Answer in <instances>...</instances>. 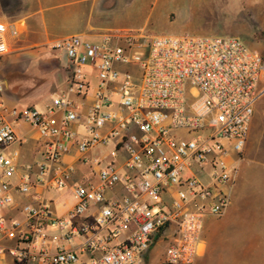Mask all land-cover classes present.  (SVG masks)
<instances>
[{"label":"built area","instance_id":"obj_1","mask_svg":"<svg viewBox=\"0 0 264 264\" xmlns=\"http://www.w3.org/2000/svg\"><path fill=\"white\" fill-rule=\"evenodd\" d=\"M19 34L16 23L0 22V59L11 53L9 38ZM54 49L68 58L67 89L53 97L48 112L7 106L0 82V176L8 179L17 169L19 153L5 152L19 141L17 123L30 125L48 141L41 174L54 172L56 189L66 188L75 170L64 164L73 146L84 161L99 147L114 145L113 158L126 149L127 172L122 175L113 160L99 171L98 186L73 187L77 204L67 218L53 216L47 207L26 206L29 230L0 217V234L29 245L40 241L44 248L48 227L61 231L63 241L83 233L89 236L81 252L92 253L100 248L96 231L106 232V243L127 233L121 244L102 247L101 257L90 264H146L145 255L159 239L167 242L162 264H194L203 249L206 221L222 218L230 207L237 168L228 159L231 153L240 156L247 145L264 95V56L236 36L152 35L144 30L105 34L99 42L71 36ZM89 99L91 108L83 117L79 107ZM83 119L87 136L80 138L76 127ZM117 185L126 195L107 198ZM10 189L8 182L2 184L0 209L13 204ZM17 191L30 193L29 175ZM92 204L100 205L99 212L80 229L77 219ZM5 252L0 247V256ZM7 252L21 261H79V253L64 248L54 254L47 249L39 255Z\"/></svg>","mask_w":264,"mask_h":264},{"label":"crops","instance_id":"obj_2","mask_svg":"<svg viewBox=\"0 0 264 264\" xmlns=\"http://www.w3.org/2000/svg\"><path fill=\"white\" fill-rule=\"evenodd\" d=\"M248 9L258 26L264 31V0H248ZM43 0H0V22L16 23L20 34L18 38H9L11 53L0 59V82L3 85L1 101L9 107L25 109L34 107L46 113L51 106L53 97L60 95L67 89L68 58L64 51L56 50L54 47L64 39L81 35L93 42H99L105 34L91 25H81L73 33L61 34L56 29H61L59 18L48 19L42 16ZM115 4L110 1L109 5ZM204 29V28H203ZM188 30H193L188 27ZM206 34H225L228 29H204ZM65 56L66 65H62L59 57ZM78 102H80L78 100ZM92 104L89 99L86 107H79L83 117H86ZM37 106L40 107L37 108ZM264 107H256L250 125V133L244 152L238 156L231 153L229 162L237 168V178L233 187L230 188L231 204L221 222L223 231H215V220L209 218L204 226V245L197 263L203 260L205 254L215 253L223 244L233 245L231 241L242 238L245 232L255 233L257 238L264 239V151L262 146L256 144L251 138L253 127L260 120ZM86 121L76 127L80 138L87 136ZM15 131L19 141L6 149L8 155L14 151L19 153L16 159L17 169L15 174L4 179L0 176V195L2 184L8 182L11 186L9 194L13 197L12 205L0 209V217L4 218L8 225L17 222L23 231H28L32 221L23 208L30 206L40 209L47 207L53 216L67 218L75 208L77 201L73 195V187L76 184H87L98 186L99 171L113 160L117 163L120 173L124 175L127 170L125 162L128 158L126 149H120L117 156L113 158L114 145L99 147L86 156V161L73 146L64 158L66 166L74 167V172L67 181V187L56 189L53 178L54 172L41 174V165L44 164L43 153L48 143L38 131L25 123H17ZM131 133L141 136V133L131 129ZM97 163H94V162ZM256 161V162H254ZM258 164L255 165V164ZM99 164V165H98ZM30 176L31 191L22 194L17 187L22 184L24 176ZM69 195L72 202L66 200L61 209L57 208L56 201L59 197ZM126 195L122 185H117L113 190L106 193L109 199H119ZM165 198V197H163ZM100 205L92 204L84 215L77 219V225L81 229L84 225H91L98 214ZM105 231H96L95 238L99 240L100 248L92 253H82L81 247L89 235L81 234L71 241L61 239V231L48 227L45 234L48 236L46 245L43 248L40 241L31 245L21 243L18 239H9L0 234V247L6 250L0 256V264H46L43 260L21 261L11 255L8 250L19 249L29 251L31 255H39L42 249H47L49 254H54L58 249L75 250L79 253V261L75 264H90L93 258H100L102 247H113L125 241L126 234H121L112 239L109 243L103 241ZM218 247V248H217ZM167 243L159 239L153 248L145 255L146 264H162L165 260ZM211 253V254H212ZM195 261V262H196ZM194 262V264H195Z\"/></svg>","mask_w":264,"mask_h":264},{"label":"rangeland","instance_id":"obj_3","mask_svg":"<svg viewBox=\"0 0 264 264\" xmlns=\"http://www.w3.org/2000/svg\"><path fill=\"white\" fill-rule=\"evenodd\" d=\"M110 1L115 4L109 5ZM248 4V0H43L41 15L48 19L59 18L61 29L56 31L61 34H71L81 25H91L101 34L144 30L152 35L236 36L252 51L264 56V31L250 13ZM188 27L193 30H188ZM203 28L228 29L230 32L206 34ZM58 59L66 65L65 56ZM256 107H264V95ZM37 108L40 109L39 106ZM261 114L251 138L264 151V111ZM255 165L258 166L257 163ZM66 200L73 201L69 195L59 197L57 208L61 209ZM222 218H213V230L223 231ZM242 236L231 241L233 245L217 247L215 253L211 249L210 255L205 254L199 263L264 264V239L248 232Z\"/></svg>","mask_w":264,"mask_h":264}]
</instances>
